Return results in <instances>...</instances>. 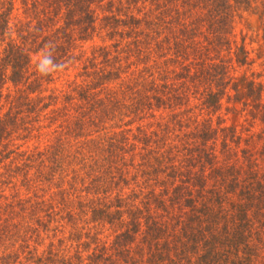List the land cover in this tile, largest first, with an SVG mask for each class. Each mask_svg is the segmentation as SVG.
Instances as JSON below:
<instances>
[{"label":"trees","instance_id":"trees-1","mask_svg":"<svg viewBox=\"0 0 264 264\" xmlns=\"http://www.w3.org/2000/svg\"><path fill=\"white\" fill-rule=\"evenodd\" d=\"M253 4L0 0V264H264V128L212 120L264 125L263 85L234 76ZM49 44L82 64L66 90L36 69Z\"/></svg>","mask_w":264,"mask_h":264},{"label":"rangeland","instance_id":"rangeland-1","mask_svg":"<svg viewBox=\"0 0 264 264\" xmlns=\"http://www.w3.org/2000/svg\"><path fill=\"white\" fill-rule=\"evenodd\" d=\"M254 1V8H256L257 14H254L253 12H243L241 15V19L237 21L235 24V30H234V40L241 44L242 42H245L247 50L249 53V59L251 61V64L247 67L238 68L237 72L234 74V76H241L242 74H246L247 76H250L257 84H262L264 87V15L263 19L259 18L260 11H264V8H261L264 4L263 0H253ZM263 1V3H262ZM1 12V10H0ZM264 14V13H261ZM29 19L25 17L24 14H22V11H16L14 15L10 18L9 27L15 30V25L17 22H27ZM12 30V31H13ZM15 34V33H14ZM245 38V41L243 39ZM99 41L94 40V43H98ZM91 43L84 44L83 50L88 55L89 53V47ZM2 43L0 44V53L2 52ZM86 56V55H85ZM34 61L39 60L38 56H33ZM82 67V64L79 63H68L67 65H64L62 69L53 72L52 82L49 84V89H58V90H66L67 86L70 82L77 79V75L80 72ZM1 91H3L4 94L11 92H14V89L11 84L8 82L3 84L1 86ZM233 94V93H232ZM260 103L264 105V93L261 97ZM228 104L223 103V106H221L220 110L217 111L213 117V123L215 124L218 119L224 120L226 125H232L237 128L238 131L249 130V132L258 134L261 132V130L264 128V125L259 121H252L254 122L251 126L249 123V117L246 115L245 112H241L243 106L241 104H233L229 106H233L232 108L236 109L238 112L236 113H227L225 111V108ZM6 109V108H5ZM5 112V110H4ZM41 119V118H40ZM46 122L39 121L36 124V127H40V130L35 131L30 135V138L20 141L17 144H21L20 151L27 152V151H33L35 149H42L46 145V139L47 137H44L43 134L47 132L46 129H43L45 127ZM250 126V127H249ZM245 136L247 133L244 134ZM260 160L261 166L259 167L258 171L260 173H264V163ZM5 196L11 195V191H8L6 189ZM5 202L3 198H0V206Z\"/></svg>","mask_w":264,"mask_h":264},{"label":"clouds","instance_id":"clouds-1","mask_svg":"<svg viewBox=\"0 0 264 264\" xmlns=\"http://www.w3.org/2000/svg\"><path fill=\"white\" fill-rule=\"evenodd\" d=\"M53 50L54 46L52 44H49L48 50L46 52H42L38 63L36 64V69L41 75L46 76L63 68V65L58 64L54 61V58L52 56Z\"/></svg>","mask_w":264,"mask_h":264}]
</instances>
